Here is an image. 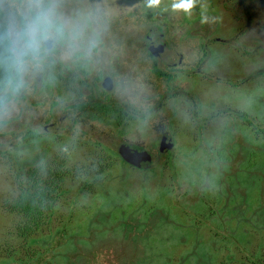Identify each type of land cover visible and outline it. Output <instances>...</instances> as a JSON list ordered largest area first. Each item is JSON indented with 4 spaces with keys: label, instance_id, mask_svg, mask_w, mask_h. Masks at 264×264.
Returning a JSON list of instances; mask_svg holds the SVG:
<instances>
[{
    "label": "rangeland",
    "instance_id": "rangeland-1",
    "mask_svg": "<svg viewBox=\"0 0 264 264\" xmlns=\"http://www.w3.org/2000/svg\"><path fill=\"white\" fill-rule=\"evenodd\" d=\"M172 2L152 9L145 0H48L65 23L81 25L73 46L67 36L58 38L53 59L75 67L90 60L97 73L114 79L115 98L135 120L124 129L86 117L73 127L67 120L57 139L25 141L30 130L44 134L54 124L55 131L63 115L53 106L64 93L54 82L57 64L30 67L24 91L4 99L0 110V264H264V136L256 133L264 130V74L257 73L264 70V0H196L190 15L173 11ZM0 6L12 19L16 49V13L30 21L32 5L0 0ZM103 13L112 16L109 27L100 23ZM165 30L172 47L204 37L239 41L255 55L212 44L207 73L242 82L256 71L255 80L234 89L181 78L186 92L158 107L168 86L152 76L153 63L139 49L147 35ZM160 123L173 141L170 155L159 153ZM126 141L150 147L149 172L100 155L95 146L113 156ZM37 162L62 163L67 175L46 225L23 239L9 204L21 190L20 168Z\"/></svg>",
    "mask_w": 264,
    "mask_h": 264
},
{
    "label": "flooded vegetation",
    "instance_id": "flooded-vegetation-1",
    "mask_svg": "<svg viewBox=\"0 0 264 264\" xmlns=\"http://www.w3.org/2000/svg\"><path fill=\"white\" fill-rule=\"evenodd\" d=\"M47 4L48 0H45V6H47ZM1 10L3 14L0 18V23L7 29L12 42V50L15 51L13 37L11 36V32L9 30V24L12 19H10L11 21L8 22V12L2 7ZM16 14L18 15L19 24L22 30L25 24L29 22L28 16L22 15L20 11H18ZM102 15L100 18L103 20H100V23L102 24L107 22V25L109 27L108 21L111 19L112 16H106L104 13ZM237 36L236 40L238 38ZM58 38L59 36L53 34L52 38L42 40L40 50L35 54V57L33 58L31 54L28 57H25V59H28L30 61V65L25 68L21 74H18L16 68L14 67V83H21L22 81V85H24V78L26 76V72L30 69L31 66H36L38 63V66L36 67L44 69V67L50 66L52 64H57V75L54 82L55 85L56 82H58V84H63L64 89L63 95L59 92V98L56 102L53 103V106L60 108V110L63 112L62 117L59 119V127L55 128L54 131L50 129L54 127V124H51L49 127L45 126L44 134H40L35 130H30L23 139L25 141H34L36 139H40L42 136L47 135H51L52 138L57 139L61 128L67 120H71L72 126L76 127L80 123V121L85 120V117L88 118V121L90 122L99 121L105 122L106 124L110 125L113 124L116 129H124L126 126L129 125L130 122L134 121V114L129 111L127 105L115 98L116 85L114 79L111 76H104L101 73H97L96 69H94L93 67V63L90 60H88L85 64H76L75 67V64H67L66 61L63 60V58L57 59V61L53 59L52 53H54V50H56V44L59 41ZM168 38L169 36L167 35L166 30L164 32H161L160 34H157L156 36L147 35L146 41L143 43V46L139 49L143 52L144 57L153 63L152 76L158 81H163L166 86H168L167 93L161 95L160 97L161 100L158 103V107L162 106L161 103L164 101V99L166 100L167 97L173 96V98H177L179 97V95L181 96L184 92H186V89L179 84V82H181V78L187 79L191 77H196L201 79L202 81H204L203 79L212 81L215 80L218 83L225 82L227 85L235 87L234 89H236L240 88L241 85L254 81L255 77L257 76V73L258 76L264 74V70L262 71V73H256V71H254L249 75L247 79H244L242 82H234L233 79L222 80L221 78L207 73V66L209 64L208 58L212 55V48L210 47L212 44L229 45L236 50H242L243 55H255L254 52L248 51L243 48L239 41L229 42L223 40L222 38H214L208 40L206 39V37H204L203 43L196 44L187 42L180 47L177 42H174L175 46L172 47L171 44L166 42ZM175 38L176 36L174 35V39ZM94 49L95 47H93V50ZM50 62L52 64H50ZM38 79L41 80V75L38 76ZM107 79L111 80L110 83H107L108 87L105 86ZM49 86L51 87V85ZM23 91L24 90L21 86L18 92L22 93ZM18 92L13 91L11 87H7L5 91L0 93V95L3 94L2 97L0 96V102L2 99L3 101L4 99L12 100L14 95ZM71 94L73 96H71L70 99H67V95ZM3 105L4 102L0 106V110L3 108ZM101 110H105L106 112H102ZM128 114L132 117V120L130 122L128 121ZM117 115L120 116L118 117ZM238 115L239 117L244 116V114L240 112L238 113ZM248 118L250 122L249 125L253 127L256 126L255 122L252 121L251 117L248 116ZM164 128V125H162L161 123L157 127V133L161 136V141L159 144V153L163 156L168 154L170 155L171 151L173 150L172 149L166 153L160 152L161 142L164 140V138L169 139L170 136V133L168 131L166 132ZM122 145H128L132 148V150L138 152H148L152 156L151 167L149 169H138L126 163L119 154V148ZM95 146L99 148V146L103 145L95 144ZM119 148L113 156L111 154V151L107 149L110 152L109 155L111 157H117L121 164L122 160L125 165H127L129 168L140 171L142 173L149 172L151 170L154 157L150 147H148V145L144 141H141L140 143L136 144H134L133 142L126 141L125 143H122ZM100 162L101 161H99L98 164L99 168ZM63 165L64 164H62L61 166Z\"/></svg>",
    "mask_w": 264,
    "mask_h": 264
},
{
    "label": "trees",
    "instance_id": "trees-1",
    "mask_svg": "<svg viewBox=\"0 0 264 264\" xmlns=\"http://www.w3.org/2000/svg\"><path fill=\"white\" fill-rule=\"evenodd\" d=\"M2 14L0 7V18ZM5 48L12 50V42L7 29L0 23V93L7 88V79L13 78L14 70L12 64L5 59L7 56ZM3 102L2 99L0 106ZM101 111L106 112L105 110ZM117 116L119 117L120 115ZM131 120L132 117L128 114V121L130 122ZM256 133L264 136V130L261 133L256 131ZM98 149H101L100 155L110 153L106 151L107 148L105 146H99ZM99 159L101 161L99 172L102 173L106 168L105 162H107V159L106 156ZM121 162L125 164L122 160ZM55 163L41 164L37 162L33 165V168L27 171L20 168L21 171L24 170L23 174L18 175L21 190L19 195L10 202L9 210L20 217L18 234L23 239L32 237V234L39 232L46 225L48 216L56 207L57 200L62 192L61 185L67 174L63 171L62 164ZM22 177L25 179L23 180ZM247 260L250 264H255L251 259Z\"/></svg>",
    "mask_w": 264,
    "mask_h": 264
},
{
    "label": "clouds",
    "instance_id": "clouds-1",
    "mask_svg": "<svg viewBox=\"0 0 264 264\" xmlns=\"http://www.w3.org/2000/svg\"><path fill=\"white\" fill-rule=\"evenodd\" d=\"M28 3L32 5L30 9L33 12L31 20L16 33L17 47L15 51L5 48L7 53L5 59L16 68L18 74H21L30 65V61L25 57L31 54L34 58L40 50L42 40L52 38L53 29H55L56 36L61 38L67 36L70 46H73L71 42L79 37L81 30V25L77 22L65 23L52 3L48 6H45L44 0H28ZM160 3L161 0H145L146 6L152 9L158 8ZM195 6L196 0H173L171 4L173 11L188 15L191 14ZM6 86L18 92L22 86V81L21 83H14L13 78H8Z\"/></svg>",
    "mask_w": 264,
    "mask_h": 264
},
{
    "label": "water",
    "instance_id": "water-1",
    "mask_svg": "<svg viewBox=\"0 0 264 264\" xmlns=\"http://www.w3.org/2000/svg\"><path fill=\"white\" fill-rule=\"evenodd\" d=\"M111 80L107 79L105 86L107 83H110ZM173 149V142L167 138L161 142L160 152L166 153ZM119 154L122 159L128 163L129 165L138 168V169H149L152 164V156L148 152H138L132 150V148L128 145H122L119 148Z\"/></svg>",
    "mask_w": 264,
    "mask_h": 264
}]
</instances>
